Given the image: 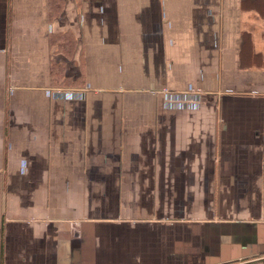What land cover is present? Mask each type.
Returning a JSON list of instances; mask_svg holds the SVG:
<instances>
[{"label":"crops","instance_id":"crops-1","mask_svg":"<svg viewBox=\"0 0 264 264\" xmlns=\"http://www.w3.org/2000/svg\"><path fill=\"white\" fill-rule=\"evenodd\" d=\"M0 264H264V0H0Z\"/></svg>","mask_w":264,"mask_h":264},{"label":"trees","instance_id":"trees-1","mask_svg":"<svg viewBox=\"0 0 264 264\" xmlns=\"http://www.w3.org/2000/svg\"><path fill=\"white\" fill-rule=\"evenodd\" d=\"M59 66H60V64L54 63V66L52 64V74L54 75V80L56 82V86L66 87V86L74 85L76 83L78 84V82H77L78 80H75L74 78H72L74 81L68 80V82H66L68 77L64 76V72H63L62 68Z\"/></svg>","mask_w":264,"mask_h":264}]
</instances>
